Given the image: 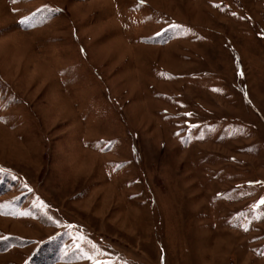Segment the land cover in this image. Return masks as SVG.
<instances>
[{"label":"rangeland","instance_id":"1","mask_svg":"<svg viewBox=\"0 0 264 264\" xmlns=\"http://www.w3.org/2000/svg\"><path fill=\"white\" fill-rule=\"evenodd\" d=\"M264 0H0V264H264Z\"/></svg>","mask_w":264,"mask_h":264},{"label":"snow or ice","instance_id":"2","mask_svg":"<svg viewBox=\"0 0 264 264\" xmlns=\"http://www.w3.org/2000/svg\"><path fill=\"white\" fill-rule=\"evenodd\" d=\"M261 204H264V201H261Z\"/></svg>","mask_w":264,"mask_h":264}]
</instances>
